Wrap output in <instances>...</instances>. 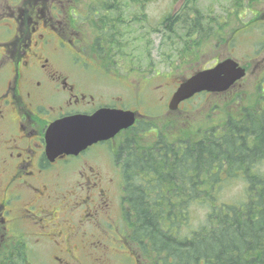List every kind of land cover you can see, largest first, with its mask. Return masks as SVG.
Here are the masks:
<instances>
[{
    "label": "rangeland",
    "instance_id": "1",
    "mask_svg": "<svg viewBox=\"0 0 264 264\" xmlns=\"http://www.w3.org/2000/svg\"><path fill=\"white\" fill-rule=\"evenodd\" d=\"M8 1L22 6L33 5L34 0H0V26L3 25L0 43L13 34L10 32L12 17L4 15L10 10ZM76 5L79 6L76 12L66 7L62 9H65L63 15L72 22L73 30L69 31L74 32L77 54L56 53L55 64L67 71L80 90L93 95L100 105L118 104L137 109L144 118L113 142L99 145L84 157L73 159L70 164L44 176L45 183L69 197L60 212L66 217L57 230L61 236L53 235L52 242L45 235L51 231L46 217L42 216L41 229L25 218L19 227L20 233L34 230L36 240L25 238L24 249L19 243L23 236L10 240L0 237V264H153L151 254H143L145 251L132 236L133 220L124 195V174L117 160L118 150L127 138H133L139 148L148 147L158 138L182 146L205 138L215 140L209 132L220 133L227 117H241L245 105L261 107L264 99V0H74ZM8 23L7 29L5 24ZM2 51L5 49L0 44V53ZM82 57L92 66H85ZM227 57L247 67V75L240 83L228 93H201L182 103L179 110H168L174 91L184 79ZM2 59L0 57V62ZM7 129L13 128L7 124ZM257 160L259 169L264 171V159L257 157ZM81 166L101 173L99 179L110 199L109 210L100 211L89 219L87 216L93 208L88 203L99 201L98 195L93 199L89 189H75V184L83 180L77 173ZM245 188L246 183L240 177L226 182L219 188L217 201L237 202L242 193H246ZM20 194L22 200H14V207L29 196L25 191ZM71 205L74 209H69ZM84 209H88L86 214ZM205 214L203 209H197L196 213L194 209L189 227H200L205 222ZM69 225H74L75 229H70ZM68 229L71 231L62 233ZM36 233L43 236L40 241ZM87 235L100 237L95 249L86 248V240L90 238Z\"/></svg>",
    "mask_w": 264,
    "mask_h": 264
},
{
    "label": "trees",
    "instance_id": "2",
    "mask_svg": "<svg viewBox=\"0 0 264 264\" xmlns=\"http://www.w3.org/2000/svg\"><path fill=\"white\" fill-rule=\"evenodd\" d=\"M244 114L217 140L179 147L159 138L145 148L124 140L118 161L132 236L154 264H264V103ZM239 177L244 197L218 202L219 188ZM199 208L205 222L191 229Z\"/></svg>",
    "mask_w": 264,
    "mask_h": 264
},
{
    "label": "flooded vegetation",
    "instance_id": "3",
    "mask_svg": "<svg viewBox=\"0 0 264 264\" xmlns=\"http://www.w3.org/2000/svg\"><path fill=\"white\" fill-rule=\"evenodd\" d=\"M32 3L20 5L17 15L12 16L15 11L10 13L14 18L15 31L11 38L1 43L5 51L0 53L3 58L0 62V79L3 80L0 81V237L10 240L14 236H23V240H19L23 248L27 246L25 238L36 240L34 230L32 233L26 230L20 233L23 219L32 220L33 226L41 229L42 216L46 217L51 231L45 235L53 242V235L58 238L57 230L66 218L60 212L69 202L68 195L51 188L43 179L51 170L62 168L76 158L60 156L55 161L48 160L45 134L49 125L75 113H93L102 106L123 107L118 104L100 105L93 95L80 90L67 71L57 67L56 53H65L66 56L77 54L74 32L69 31L72 25L68 19L63 22L59 19H62V13L55 0H34ZM7 124L13 128L11 131ZM85 154L83 152L77 158ZM88 167L81 166L82 169L77 170L83 180L74 186L78 190L89 189L93 199L98 195L99 202L88 203L94 213L92 210L87 219L111 208L103 182L99 179L101 173ZM21 191L29 196L21 201L20 206L14 207V200H22ZM70 208L74 209V206ZM87 211L83 210L85 214ZM71 215L74 216L73 213ZM95 225L98 226L96 222ZM69 227L75 229L74 225ZM70 229L62 233L66 234ZM36 234L40 241L42 235ZM86 237H90L86 240V248L95 249L101 240L92 235Z\"/></svg>",
    "mask_w": 264,
    "mask_h": 264
},
{
    "label": "water",
    "instance_id": "4",
    "mask_svg": "<svg viewBox=\"0 0 264 264\" xmlns=\"http://www.w3.org/2000/svg\"><path fill=\"white\" fill-rule=\"evenodd\" d=\"M244 74L232 60H226L217 67L200 72L183 82L174 93L170 109L201 90L223 91ZM131 111L101 109L92 116L78 115L61 120L52 125L48 132L49 151L78 153L89 145L113 137L121 129L134 123Z\"/></svg>",
    "mask_w": 264,
    "mask_h": 264
}]
</instances>
